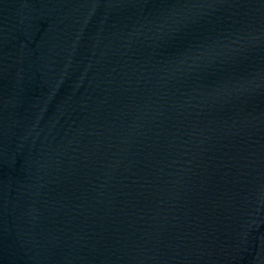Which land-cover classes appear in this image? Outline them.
Masks as SVG:
<instances>
[{
    "label": "water",
    "instance_id": "1",
    "mask_svg": "<svg viewBox=\"0 0 264 264\" xmlns=\"http://www.w3.org/2000/svg\"><path fill=\"white\" fill-rule=\"evenodd\" d=\"M0 264H264V0H0Z\"/></svg>",
    "mask_w": 264,
    "mask_h": 264
}]
</instances>
